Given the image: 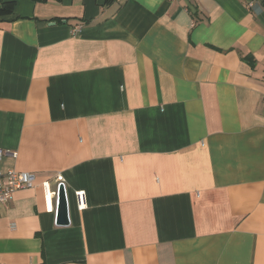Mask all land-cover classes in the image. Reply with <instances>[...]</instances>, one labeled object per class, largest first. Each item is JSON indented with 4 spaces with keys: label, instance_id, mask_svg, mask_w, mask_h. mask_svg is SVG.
<instances>
[{
    "label": "crops",
    "instance_id": "obj_1",
    "mask_svg": "<svg viewBox=\"0 0 264 264\" xmlns=\"http://www.w3.org/2000/svg\"><path fill=\"white\" fill-rule=\"evenodd\" d=\"M12 1L0 264H264V0Z\"/></svg>",
    "mask_w": 264,
    "mask_h": 264
},
{
    "label": "built area",
    "instance_id": "obj_2",
    "mask_svg": "<svg viewBox=\"0 0 264 264\" xmlns=\"http://www.w3.org/2000/svg\"><path fill=\"white\" fill-rule=\"evenodd\" d=\"M249 5L251 6V3H249ZM6 154L15 156L14 152L0 148V157ZM56 180H59V183L62 182L59 176H56ZM34 181L35 175L31 172L19 171L14 168H9L5 172L0 173V204L8 199L15 190L33 187ZM57 184L52 188L48 181L43 182L46 196V206L50 210L53 208L52 202L57 194ZM76 194L79 205H82L85 200L84 193L79 191L76 192Z\"/></svg>",
    "mask_w": 264,
    "mask_h": 264
},
{
    "label": "water",
    "instance_id": "obj_3",
    "mask_svg": "<svg viewBox=\"0 0 264 264\" xmlns=\"http://www.w3.org/2000/svg\"><path fill=\"white\" fill-rule=\"evenodd\" d=\"M56 197V218L57 224L66 225L69 223L68 217V198L65 185L60 182L57 187Z\"/></svg>",
    "mask_w": 264,
    "mask_h": 264
},
{
    "label": "trees",
    "instance_id": "obj_4",
    "mask_svg": "<svg viewBox=\"0 0 264 264\" xmlns=\"http://www.w3.org/2000/svg\"><path fill=\"white\" fill-rule=\"evenodd\" d=\"M35 1H44V0H35ZM13 4L14 2L12 0H0V14L9 12Z\"/></svg>",
    "mask_w": 264,
    "mask_h": 264
}]
</instances>
